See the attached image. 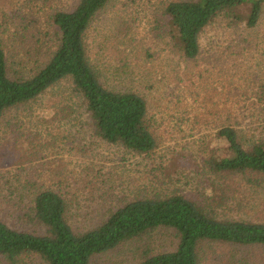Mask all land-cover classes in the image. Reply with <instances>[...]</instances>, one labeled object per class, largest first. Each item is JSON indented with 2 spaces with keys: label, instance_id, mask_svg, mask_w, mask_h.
<instances>
[{
  "label": "rangeland",
  "instance_id": "1",
  "mask_svg": "<svg viewBox=\"0 0 264 264\" xmlns=\"http://www.w3.org/2000/svg\"><path fill=\"white\" fill-rule=\"evenodd\" d=\"M79 1L55 0L47 8L40 1L0 0V37L12 49L26 34L53 32L51 14L71 11ZM169 1L113 0L86 36L101 82L145 97L157 148L135 154L100 140L74 103L71 82H61L0 123V220L9 227L45 233L32 208L36 192L46 189L67 201L68 221L78 233L131 201L171 195L186 196L220 220L264 222V183L248 187L231 179L228 193L229 182L208 166L224 146L216 138L223 124L236 126L246 143L263 137L264 14L256 28L217 19L202 34L200 56L189 61L171 47L163 11ZM155 238L160 252L177 246L172 232ZM131 247L97 255L90 264H138ZM238 253L264 263V248Z\"/></svg>",
  "mask_w": 264,
  "mask_h": 264
},
{
  "label": "trees",
  "instance_id": "2",
  "mask_svg": "<svg viewBox=\"0 0 264 264\" xmlns=\"http://www.w3.org/2000/svg\"><path fill=\"white\" fill-rule=\"evenodd\" d=\"M34 1L50 8L55 0ZM112 1L80 0L71 11L56 10L50 16L53 32L26 34L12 49L0 37V123L8 111L68 80L74 103H80L96 137L135 154H150L157 148L147 124L145 97L106 87L88 57L87 33L97 14ZM244 9L248 14L241 13ZM163 11L171 47L194 61L200 56L201 37L208 26L223 17L232 25L256 28L264 14V0H172ZM262 95L264 111V87ZM216 138L224 146L208 166L224 184L229 182L228 193L233 190L231 179L236 178L243 180V186L260 187L264 183V134L246 143L239 129L229 123L219 128ZM32 209L45 233L18 231L0 220V264H34L33 258L39 264H90L95 256L130 244L135 246L131 248L138 264H259L249 260L253 258L239 257L238 251L264 248V222L220 220L183 195L131 201L111 212L98 227L82 233L70 225L68 203L53 190H38ZM164 231L172 232L177 241L172 251L157 249L155 234Z\"/></svg>",
  "mask_w": 264,
  "mask_h": 264
}]
</instances>
